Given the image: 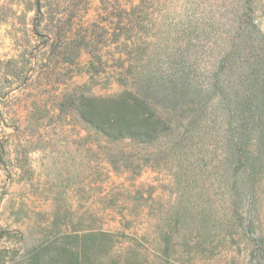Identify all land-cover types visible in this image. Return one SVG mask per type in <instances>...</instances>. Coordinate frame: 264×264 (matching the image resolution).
I'll use <instances>...</instances> for the list:
<instances>
[{"label":"trees","instance_id":"trees-1","mask_svg":"<svg viewBox=\"0 0 264 264\" xmlns=\"http://www.w3.org/2000/svg\"><path fill=\"white\" fill-rule=\"evenodd\" d=\"M146 5L140 0L123 10L124 24L112 34L115 41L125 40L119 47L125 57L115 63L123 89L105 96L89 94L87 86L64 90L55 107L48 101L35 111L34 106L24 129L29 137L38 135L41 121L55 109L59 119L79 126L97 149L93 156L102 153L111 172L131 183L145 172L169 178L167 200L153 197L154 186L134 190L133 197L127 192L135 208L149 207L156 218L153 240L162 264H170L175 243L188 247L193 239L206 243L215 235H239L262 254L264 35L257 20L264 15V0L191 6L162 45L131 48L126 40L145 31ZM59 46L54 50L69 64L82 49L98 61L92 42ZM7 63L6 78L15 74L12 61ZM101 67L91 61L86 72L93 77ZM25 143L17 154L35 150L32 141ZM152 202L159 205L155 211ZM127 235L94 225L83 229L81 221L69 226L55 215L42 236L22 238L19 261L10 259L12 264H151L137 246L119 250ZM7 236L0 229V240Z\"/></svg>","mask_w":264,"mask_h":264},{"label":"rangeland","instance_id":"rangeland-1","mask_svg":"<svg viewBox=\"0 0 264 264\" xmlns=\"http://www.w3.org/2000/svg\"><path fill=\"white\" fill-rule=\"evenodd\" d=\"M220 2L147 0L145 31L133 32L126 42L131 48L162 45L191 6L213 8ZM136 4L140 0H0V145L7 138L0 151V229L10 234L0 240V264H12L11 257L19 261L22 238L42 236L55 215L69 226L81 221L83 229L94 225L123 231L129 235L121 239L120 251L137 246L148 262L162 264L153 240L156 218L149 207L135 208L127 192L133 197L134 190L154 186L153 197L167 200L169 189L164 185L169 178L145 172L131 183L126 175L111 172L102 153L93 156L97 149L84 140L79 126L59 119L55 109L41 121L38 135L29 137L24 129L34 106L33 111L47 101L54 106L64 90L87 86L89 94L105 96L123 89L116 81L115 63L125 57L119 52L125 40L121 36L115 41L112 34L124 24L123 10ZM257 21L264 31V15ZM81 39L96 44L98 61L82 49L69 64L57 55L59 49L54 50ZM8 61L15 74L6 78ZM91 61L102 65L93 77L86 72ZM29 140L35 150L27 156L17 154ZM261 201L264 214V198ZM150 206L155 211L159 205ZM260 226L264 242V218ZM254 243L239 235H215L206 243L193 239L188 247L175 243L170 264H264V252L254 253Z\"/></svg>","mask_w":264,"mask_h":264},{"label":"water","instance_id":"water-1","mask_svg":"<svg viewBox=\"0 0 264 264\" xmlns=\"http://www.w3.org/2000/svg\"><path fill=\"white\" fill-rule=\"evenodd\" d=\"M261 33H263V35H264V31H263L262 29H261ZM201 88H202V89H206V84H202V85H201Z\"/></svg>","mask_w":264,"mask_h":264}]
</instances>
